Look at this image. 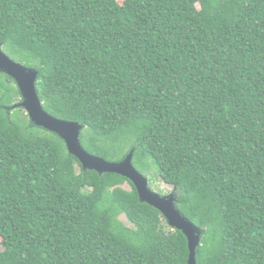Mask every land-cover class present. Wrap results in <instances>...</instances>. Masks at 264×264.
<instances>
[{
  "label": "trees",
  "instance_id": "trees-1",
  "mask_svg": "<svg viewBox=\"0 0 264 264\" xmlns=\"http://www.w3.org/2000/svg\"><path fill=\"white\" fill-rule=\"evenodd\" d=\"M0 47L89 154L172 188L197 264H264V0H0ZM21 102L0 72V264H189L130 180Z\"/></svg>",
  "mask_w": 264,
  "mask_h": 264
},
{
  "label": "water",
  "instance_id": "water-1",
  "mask_svg": "<svg viewBox=\"0 0 264 264\" xmlns=\"http://www.w3.org/2000/svg\"><path fill=\"white\" fill-rule=\"evenodd\" d=\"M0 72L12 77L22 94V102L18 105L25 109L31 120L40 127L59 135L71 155L76 157L84 170H93L99 174H117L130 180L139 195L141 202L159 210L171 227L183 232L188 240L189 264H197L196 249L201 243L202 230L189 221L176 207L173 194L161 196L149 187V179L139 173L133 165V152L124 161L111 163L89 154L81 144L82 126L76 122L63 121L47 113L42 106L36 91L37 71L13 61L0 47Z\"/></svg>",
  "mask_w": 264,
  "mask_h": 264
},
{
  "label": "rangeland",
  "instance_id": "rangeland-1",
  "mask_svg": "<svg viewBox=\"0 0 264 264\" xmlns=\"http://www.w3.org/2000/svg\"><path fill=\"white\" fill-rule=\"evenodd\" d=\"M150 187L153 192L160 194L162 196L169 195L172 192V188L165 186L164 184L155 183L150 184Z\"/></svg>",
  "mask_w": 264,
  "mask_h": 264
}]
</instances>
